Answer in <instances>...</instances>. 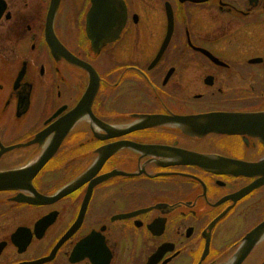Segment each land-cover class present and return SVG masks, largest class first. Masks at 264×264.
<instances>
[{
  "label": "flooded vegetation",
  "instance_id": "flooded-vegetation-1",
  "mask_svg": "<svg viewBox=\"0 0 264 264\" xmlns=\"http://www.w3.org/2000/svg\"><path fill=\"white\" fill-rule=\"evenodd\" d=\"M123 1L119 31L95 40L87 30L91 0H59L54 53L46 38L50 0H0V90L8 85L0 116L25 114L17 109L26 98L28 109L33 98L50 109L21 141L80 100L90 81L83 62L98 75L90 110L109 126L90 116L77 120L60 144L62 158L32 175L36 191L59 192L52 201L25 199L34 194L24 185L28 172L0 188V264H231L243 235L264 219V182L234 200L262 175L235 174L232 161L263 159L260 138L243 130L190 133L171 119L264 109V76L249 67L255 57L264 62V0H156L159 8L152 0ZM166 1L173 31L154 61L166 33ZM146 115L157 123H142ZM9 130L0 122V143L13 142ZM114 144L117 150L97 159ZM22 149L3 152L0 171L33 160ZM249 210L257 219L234 238V217ZM241 264H264V233Z\"/></svg>",
  "mask_w": 264,
  "mask_h": 264
},
{
  "label": "water",
  "instance_id": "water-1",
  "mask_svg": "<svg viewBox=\"0 0 264 264\" xmlns=\"http://www.w3.org/2000/svg\"><path fill=\"white\" fill-rule=\"evenodd\" d=\"M58 2L59 0H50V10L48 12V21L50 22ZM122 3L123 2H121V0H91V7L87 14V30L90 37L95 40H98V38H112L113 34L120 29L124 22L125 13ZM165 8L167 15V31L157 56H159L167 44L173 28L172 10L167 2L165 4ZM47 40L50 44L52 52L55 53L60 44L52 32L51 25L47 31ZM157 56L155 60L157 59ZM81 64L89 70L90 81L78 103L63 116L53 120L45 128L35 133L33 138L25 142L0 147L1 155L4 150L14 147L25 146L33 142H38L40 144L45 137L50 134L49 140L43 145L42 150L34 161L26 164L20 169L0 171V188L15 186L18 184L16 181L22 180L24 173L27 172L30 174L25 178V181L28 183L32 175L55 153L61 140L71 129L76 120L81 117H85L87 114L95 120V117L90 111V103L97 88V74L89 64L85 62ZM27 107L28 99L26 98L22 100V103H19L17 115L22 114ZM56 114L57 112H55L52 117ZM144 119L145 120L142 123H157L155 116L146 115L144 116ZM171 119L182 121V123L186 126V132L202 134L212 130L218 132H239L243 130L257 135L264 143V109L258 112H234L232 114L206 112L186 116L175 115ZM96 122L97 125H100L103 129L108 130L109 126L99 120H96ZM116 133L117 131L112 132V134ZM117 147L118 144H114L106 149H102L97 159H105L106 156L113 152ZM178 153L182 156L190 157V159H214L210 158L208 155H202L194 152L181 151ZM219 159L230 158L221 157ZM234 173L262 174L259 181H256L238 191L234 196V198H237L246 194L253 186L258 185L260 182H264V158L254 162L234 160ZM27 183L24 185L29 186L34 192L33 196H27L25 198L27 201L32 203H41L53 200L57 196L56 194L48 196L38 193L34 188H32L30 182L29 184ZM67 187L69 188V186ZM263 233L264 219L243 236L240 247L234 254V260L231 264H240ZM55 248H57V246H55Z\"/></svg>",
  "mask_w": 264,
  "mask_h": 264
},
{
  "label": "rangeland",
  "instance_id": "rangeland-1",
  "mask_svg": "<svg viewBox=\"0 0 264 264\" xmlns=\"http://www.w3.org/2000/svg\"><path fill=\"white\" fill-rule=\"evenodd\" d=\"M153 4L159 8V5L157 3L156 0H152ZM250 67V71L253 72H257L255 70H258V72L262 73V76H264V62H254L251 63L249 65ZM264 83V82H263ZM6 87H8L7 84H4V89L0 90V110L3 106V102L5 100V97L7 95V90ZM38 96V94H36ZM14 104L13 106H9V115L13 116L14 115ZM49 108L46 109H42L41 105L39 104L37 98H33L31 100L30 106L28 111L23 114L21 117L20 116H16L14 115L13 119H7L8 121L5 120V118H2V116H0V122H7L10 126V132H7L5 137L6 139L10 138L13 134L14 137L12 138L13 142H18L21 141L23 137L31 134L32 132L35 131V129L39 126V124L42 122L43 118L49 113ZM8 110L5 112L7 113ZM0 114L3 115V112L0 111ZM8 114V113H7ZM14 132V133H13ZM16 133H18L19 135L16 137ZM70 135V134H69ZM61 147L56 154L53 156L52 159H61L64 152L62 151ZM23 149H16V150H12L11 153H20L22 152ZM39 151V148L37 147V145H31L29 147H27V149L25 150L26 153V157H31V156H35L37 154V152ZM10 153V154H11ZM257 214L255 211H251L249 210L248 212H246L245 214H243L242 216L239 217H234V238L238 237V235H240V233L246 228H248L253 222H255V220L257 219Z\"/></svg>",
  "mask_w": 264,
  "mask_h": 264
}]
</instances>
